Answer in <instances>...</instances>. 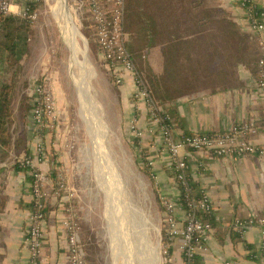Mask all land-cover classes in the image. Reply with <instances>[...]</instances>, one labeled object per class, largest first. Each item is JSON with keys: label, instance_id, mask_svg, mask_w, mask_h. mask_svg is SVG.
<instances>
[{"label": "crops", "instance_id": "0c3cea01", "mask_svg": "<svg viewBox=\"0 0 264 264\" xmlns=\"http://www.w3.org/2000/svg\"><path fill=\"white\" fill-rule=\"evenodd\" d=\"M240 1L205 0L203 8L219 10V17L214 12V19H197L194 25L210 22L218 34L195 36L189 29L193 23L179 18V0H127L130 15L125 19L126 33L130 37L142 36L146 44L143 53L149 52L154 74L168 75L166 80L154 82L150 91L159 104L170 108L177 135L222 131L235 123L253 120L258 132L252 139L264 144V92L256 84L264 31L252 28ZM254 2L264 6V0ZM222 12L228 15L226 19H222ZM224 39H229L230 47L222 53L218 44ZM192 41L206 43V49L191 51ZM191 57L198 62L192 64ZM194 74L201 77L185 80L183 83H191L188 88L180 84L179 77L175 78ZM33 85L31 82L29 88ZM132 90L133 81L126 74L120 87L122 105L127 109L124 120L134 122L143 132L140 144L149 153L162 195L175 197L179 191L157 123L149 117L145 101L132 98ZM27 130L23 139L14 140L17 143L13 142L9 155L0 162V264H29L24 238L32 209V178L29 170L14 163L35 149L38 137L30 128V119ZM43 141L48 158L40 167L50 177L45 185L49 196L41 264H68V232L62 223L65 196L57 189L54 174L59 167L66 170L69 151L63 148L56 130H46ZM181 154L192 181L213 203L214 227L206 234L207 249L198 253L197 264H264V235L260 228L251 227L243 234L232 226L237 218L264 214V156L217 157L206 150L190 149ZM180 242V237L173 238L170 261L175 264H183Z\"/></svg>", "mask_w": 264, "mask_h": 264}, {"label": "rangeland", "instance_id": "374dc122", "mask_svg": "<svg viewBox=\"0 0 264 264\" xmlns=\"http://www.w3.org/2000/svg\"><path fill=\"white\" fill-rule=\"evenodd\" d=\"M41 1V4L37 7L38 19L33 23L28 34L27 55L18 63V82L12 101L13 118L9 126L12 141L16 142L17 138L18 140L23 139L28 133L26 126H28V120L30 119V111L25 125L21 115V103L25 95L30 94L32 91L29 85L35 79L47 78L49 87H51L57 100L59 126L56 133L60 136L63 148L69 151L67 154L68 166L66 165L65 170L66 184L73 193L71 203L76 209V216L86 244L88 264H143L140 260L143 255H139L138 252L158 243V256L160 258L158 264H175L166 256L162 241L163 231L166 228L165 210L158 199L152 179L143 169L145 165L142 157L138 158L139 149L133 145V138L136 133L131 128L128 120H124L127 109L122 105L121 86L118 88L115 86L106 64L102 61V56L99 55L96 40L92 36L91 26L93 22L90 14L88 15L87 12L82 14L78 10L75 0H66L73 22L77 26L82 39L76 53L77 63L82 69H78L81 75L80 86L86 84L91 87L88 90L91 93L89 98L92 104L90 103V106H94L92 108L94 110L103 109L106 121L110 126V133L104 140L101 139L102 133L99 132L101 136L99 135L100 140H97L98 142H94L92 135L89 107L88 105L86 107L78 94L68 37L53 16L52 9L55 6V0ZM22 4H24V0ZM22 4L18 3L16 7H23ZM178 9L180 10L178 13L179 18H182L185 22L191 21V24L193 23L189 27L191 33L203 34L200 36L218 34V31L212 28L211 23L207 25L205 32L203 26L194 25L197 18L204 16V12L200 13L198 10L200 14L198 16L193 15L192 18L191 11L184 8ZM128 15H130V6L126 1V19ZM19 18L22 22L21 17ZM2 33L3 30L0 32V37ZM141 39H143L142 36L130 37L128 34L126 36L127 46L134 62L151 90L154 82L157 80L164 81L168 75L157 76L154 74L152 60L149 58V52L144 51L143 53L146 44ZM206 45L204 42H198L196 51L205 50ZM211 45L213 44L211 43ZM218 47L221 48L223 53L230 47L229 39H224L221 45L218 44ZM84 49L89 54V62H86L84 58ZM197 62L198 60L195 59L192 64ZM177 77L180 79V84L188 88L191 83L189 81L183 83L185 80H196L201 76L194 74L175 76V78ZM15 139L16 141H14ZM104 141L105 146L110 151L108 161L103 157L104 154L100 149L101 146H104ZM144 150L146 152V149ZM115 173L118 174L116 177ZM117 178L122 179V186H126L130 198L148 216L147 226L150 228L149 232L143 234L145 236L142 235L139 241L129 230L126 231L127 242L116 238L115 234L118 235L117 219L111 223L107 218L110 198L108 192L111 191L109 190L110 186L112 189L119 185L118 181L113 183V180ZM162 196L164 197V195ZM117 204L121 217L127 219L120 196L117 198ZM154 226H157L158 230Z\"/></svg>", "mask_w": 264, "mask_h": 264}, {"label": "built area", "instance_id": "2783aa9c", "mask_svg": "<svg viewBox=\"0 0 264 264\" xmlns=\"http://www.w3.org/2000/svg\"><path fill=\"white\" fill-rule=\"evenodd\" d=\"M78 10L90 14L94 26V35L101 56L108 60L118 84L125 83L126 74L133 81L132 96L143 100L148 109L149 117L157 123L163 144L170 156V169L178 188V195L165 198L164 220L166 233L170 239L180 237L179 250L183 264H195L199 252L205 251L206 234L213 230V203L209 195L201 190L197 193L193 181L187 171V161L181 154L182 150H206L217 157L243 156L257 154L264 156V144L255 142L252 137L258 132V125L253 120H245L233 124L222 131L193 132L177 135L170 116L165 107L153 97L142 73L137 68L130 53L125 30L127 0H75ZM17 0H0L1 18L13 14L27 22L34 23L39 12L33 6L16 7ZM241 7L252 28L264 31V6H258L254 0H241ZM20 6V5H19ZM86 18V16L84 15ZM261 54L258 58L256 84L264 92V42L260 41ZM33 107L30 111V128L38 137L34 151L17 158L15 164L21 169L30 171L32 187V209L29 213L25 234V244L29 250V264H41V254L45 241L46 207L49 193L45 185L49 181V172L40 167L48 158V149L43 141L45 131L58 128L57 100L49 87L47 78L35 79L32 91ZM136 136L142 137L143 132L131 123ZM36 137V138H37ZM150 165L152 162L150 161ZM59 189L65 196V217L63 226L68 232V264H88L85 242L82 237L76 209L71 203L73 193L66 184L64 167L58 168ZM183 194L184 203L180 201ZM233 228L245 233L251 227L260 228L264 235V214H254L247 218H237ZM231 264V262H226Z\"/></svg>", "mask_w": 264, "mask_h": 264}, {"label": "trees", "instance_id": "16d2710c", "mask_svg": "<svg viewBox=\"0 0 264 264\" xmlns=\"http://www.w3.org/2000/svg\"><path fill=\"white\" fill-rule=\"evenodd\" d=\"M22 1L23 0H17V2L20 4H22ZM41 2H42L41 0H24V4L22 5L23 7L33 6L34 8H37L41 4ZM178 3H179L180 9L184 8V9H187L188 11H191L190 15L192 18H193V15L198 16V14H200L201 12H204L203 17L197 18L200 21L205 20V19L209 20L211 19V17L214 19V12L217 13V17H219V10L214 11L211 9L208 10V9L203 8L205 0H179ZM198 10L200 11V13H198L199 12ZM221 17L222 19H226L228 15L225 12H222ZM21 20L22 22H20L19 17L13 14H10V15H7L1 18L2 29L0 30V32L3 30V33L0 37V162H2L3 160L7 158L12 148L13 141H12V135H11L9 126L13 118L12 101H13V95L16 89V85L18 82V73H19L18 63L21 59L25 58V56L27 55V49H28L27 39L29 38L28 34L33 25V23H29L22 18ZM209 23L210 22H203V23L200 22L198 27L203 26L204 32H205L207 30V25ZM91 28L93 31V35H92L93 39L96 40L95 35H94L95 29H94L93 23H92ZM223 29H227V28L223 27ZM194 34L195 36L203 35V34H197V33H194ZM197 45H198L197 41H192L189 44V49L191 51H196ZM97 47L99 50V55H101L98 44H97ZM194 60L195 59H192V57L190 58V62H193ZM102 61L106 64L109 70V73L111 74V80L113 81L115 86L117 88L120 87L121 85L118 84L116 81V78L113 72V67L112 65H110V62L103 58H102ZM33 97L34 95L26 94L25 98L23 99V102L21 103V109H22L21 115H22V120L25 121V125L27 123V118L29 114L28 112L31 111L33 107ZM132 98L134 97L132 96ZM165 109L168 112L170 116V121L173 124V118H172V113L170 111V108L165 107ZM26 128L28 129V126H26ZM133 145L137 147L138 149H141V154H139L138 158L142 157L144 165H145L143 169L148 174V176L152 179L153 185L158 194V199L161 202L162 208L165 209V206H164L165 198H163L161 195L160 188H159V185L156 179V174L153 171L151 165L149 164L150 162V159L148 158L149 153L144 152L145 151L144 148L141 147L140 137L133 138ZM57 173L58 171L55 170L54 178H55L56 187H59ZM193 186L197 193L201 191L200 188L199 189L197 188V185L195 182H193ZM61 193L63 195V192ZM181 195L182 196H181L180 201L184 203L185 201L183 198L184 195L183 194ZM162 241H163L164 249L166 251V256L170 258L173 252V246H172L173 239H170L168 237V234L166 233V228L163 231ZM195 264H197V262H195Z\"/></svg>", "mask_w": 264, "mask_h": 264}, {"label": "bare ground", "instance_id": "6f19581e", "mask_svg": "<svg viewBox=\"0 0 264 264\" xmlns=\"http://www.w3.org/2000/svg\"><path fill=\"white\" fill-rule=\"evenodd\" d=\"M54 2H55V6L52 9L53 16L59 22L60 27L64 30V32L66 33V35L68 37L69 46H70V49L72 52L73 72L75 74L74 77L76 78V83H77V87H78V94L81 97V100L84 101L86 107H87V105L89 107V111H90L89 122H90V125L92 127V135L94 138V142L97 140L98 141L100 140L99 132L102 133L101 139L104 140V138L108 137V135L110 133V131H109L110 126L106 121V117L103 113V109H99V108L97 110L92 109V108H94V106H90L91 101H90L89 97L91 96V93L88 91V90H90L91 87L90 86L88 87V85H86V84L82 85V87H81L80 83H79V80L81 79V75L78 72V69H80V67H79L80 65L77 63L78 60H77V54L76 53H77L78 46L81 45L80 43L82 42V39L80 36L81 34H80L77 26L73 22L72 15H71L70 9L67 6L66 0H55ZM84 58H85L86 62L90 61L89 54H87V51L85 49H84ZM80 70H82V69H80ZM81 81L83 82V80H81ZM100 149H101L102 153L104 154L103 157H105L106 161H108V159L110 157V151L107 148V146H105V141H104V146H101ZM110 166L112 167V165H110ZM114 169H115V166H114ZM115 171H116V169H115ZM117 175L118 174L115 173V177ZM117 181H118L119 185L116 188H112V189L110 186L109 190H111V191H110V193L108 192V194H110V198H109L107 218H109V221L111 223L115 222L117 219L118 235L115 234L116 238H119V240L121 239L122 241L125 240L127 242L128 240H127L126 231L129 230L130 232L133 233V235L136 236V240L139 241L140 237H142L143 234H146L149 232L150 228L147 226L148 220H149L148 216L143 211V209L132 198H130L128 191L126 190V186H124V185L122 186V179L117 178L116 180H113V183L117 182ZM118 196H120V198H121L122 205H123V208L125 210L127 219H123L120 215L119 207L117 204ZM113 211L114 212L116 211L115 214ZM111 218H112V220H110ZM154 227L158 230L157 226H154ZM114 232H115V230H114ZM114 232H113V235H114ZM144 236L145 235H143V237ZM150 247H154V248L157 247L158 251H159V243L154 245V246L151 245Z\"/></svg>", "mask_w": 264, "mask_h": 264}, {"label": "water", "instance_id": "95a60500", "mask_svg": "<svg viewBox=\"0 0 264 264\" xmlns=\"http://www.w3.org/2000/svg\"><path fill=\"white\" fill-rule=\"evenodd\" d=\"M158 248H154V247H150L149 248H145L144 250H140V252H138L139 255H143L142 258H140L141 262L143 264H158L159 262V256H158Z\"/></svg>", "mask_w": 264, "mask_h": 264}]
</instances>
